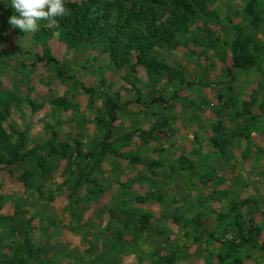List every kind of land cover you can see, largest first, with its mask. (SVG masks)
<instances>
[{
	"label": "rangeland",
	"instance_id": "374dc122",
	"mask_svg": "<svg viewBox=\"0 0 264 264\" xmlns=\"http://www.w3.org/2000/svg\"><path fill=\"white\" fill-rule=\"evenodd\" d=\"M90 1L142 4L172 37L112 61L52 20L12 28L0 0V264H264V0L65 6ZM235 42L255 68L232 69Z\"/></svg>",
	"mask_w": 264,
	"mask_h": 264
},
{
	"label": "trees",
	"instance_id": "16d2710c",
	"mask_svg": "<svg viewBox=\"0 0 264 264\" xmlns=\"http://www.w3.org/2000/svg\"><path fill=\"white\" fill-rule=\"evenodd\" d=\"M165 2L168 4L169 12H171V16L174 17V19L176 15H178L176 13L193 19L198 13L203 12L200 0H165ZM83 5L84 7L81 8L80 5L70 4L68 6L70 8L69 14L62 19L52 20L57 23V27L48 32H44L47 33L46 36L50 38L56 34L60 42L66 43L67 47L74 48H78L86 43H89L90 47L91 45L94 47L93 43L96 42L102 45L103 51L109 54L112 61L119 56V53L118 56H115V51H117L115 48H117V46L113 45L114 41L120 40L123 44L124 40L125 43L130 41V44H132L135 40L140 43L150 40L156 43V45H159L167 38L172 37V30H170V28H173L175 24L172 23L171 20L157 26L154 25L153 22H149L142 14V4H136V6L134 5L129 10L124 9L118 2L116 4L110 1L96 2L95 5L90 1L89 4L84 3ZM4 8L6 9V13L10 16L16 14L11 8L10 0H5ZM2 19L3 17H0V22ZM1 25H4V23L0 24V26ZM142 37L148 39L143 40ZM120 43L121 42H119V44ZM241 46L238 42L232 45V69L247 70L255 68V58L252 55L241 52ZM143 60V54L137 57V65H143ZM37 61L47 65L58 64L55 58L46 50L42 56L37 57ZM154 101L157 103L159 99H154ZM111 119H113V117ZM2 133L3 131L0 126V145L7 146L6 138ZM65 147L69 149V146ZM6 150L13 158V162L33 156L32 153L21 156L20 153L22 148H17L13 151L10 148ZM38 160L40 159L38 158Z\"/></svg>",
	"mask_w": 264,
	"mask_h": 264
},
{
	"label": "clouds",
	"instance_id": "9594fccd",
	"mask_svg": "<svg viewBox=\"0 0 264 264\" xmlns=\"http://www.w3.org/2000/svg\"><path fill=\"white\" fill-rule=\"evenodd\" d=\"M10 5L16 14L9 17L8 23L23 33L37 31L40 20H54L69 14L65 0H10Z\"/></svg>",
	"mask_w": 264,
	"mask_h": 264
},
{
	"label": "crops",
	"instance_id": "0c3cea01",
	"mask_svg": "<svg viewBox=\"0 0 264 264\" xmlns=\"http://www.w3.org/2000/svg\"><path fill=\"white\" fill-rule=\"evenodd\" d=\"M263 63H264V61H262ZM154 180V179H153ZM154 181H156L157 183H159V184H161L162 182H161V178H157V179H155ZM251 208V207H250Z\"/></svg>",
	"mask_w": 264,
	"mask_h": 264
}]
</instances>
